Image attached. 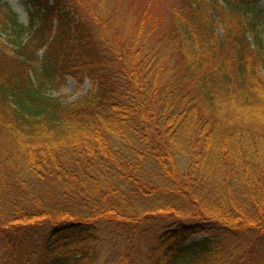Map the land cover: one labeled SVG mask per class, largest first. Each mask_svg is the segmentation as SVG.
Listing matches in <instances>:
<instances>
[{
    "label": "trees",
    "instance_id": "16d2710c",
    "mask_svg": "<svg viewBox=\"0 0 264 264\" xmlns=\"http://www.w3.org/2000/svg\"><path fill=\"white\" fill-rule=\"evenodd\" d=\"M21 2L0 264H264V0Z\"/></svg>",
    "mask_w": 264,
    "mask_h": 264
},
{
    "label": "rangeland",
    "instance_id": "374dc122",
    "mask_svg": "<svg viewBox=\"0 0 264 264\" xmlns=\"http://www.w3.org/2000/svg\"><path fill=\"white\" fill-rule=\"evenodd\" d=\"M3 2H7L11 5L12 9L17 13L20 20L24 23L26 21V8L21 0H2ZM90 89L89 85H86L83 91H77L74 83L72 81L69 82L67 88L62 90L60 93L56 94V97L64 101V103H72L75 100L79 99L85 92Z\"/></svg>",
    "mask_w": 264,
    "mask_h": 264
}]
</instances>
